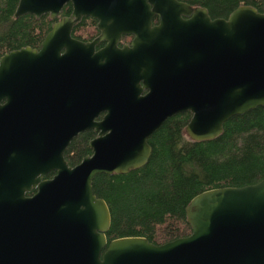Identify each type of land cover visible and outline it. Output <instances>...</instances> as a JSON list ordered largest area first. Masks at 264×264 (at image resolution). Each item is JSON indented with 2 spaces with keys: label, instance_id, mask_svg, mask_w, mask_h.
Segmentation results:
<instances>
[{
  "label": "water",
  "instance_id": "obj_1",
  "mask_svg": "<svg viewBox=\"0 0 264 264\" xmlns=\"http://www.w3.org/2000/svg\"><path fill=\"white\" fill-rule=\"evenodd\" d=\"M68 2L72 17L40 51L0 58V264H264V180L199 194L186 208L191 235L161 246L108 244L111 212L93 189L98 175L144 167L149 138L175 115L190 113L186 134L203 142L264 107V13L241 6L213 20L179 0H20L14 17H56ZM82 17L100 22L101 38L63 42ZM115 33L132 46L119 49ZM88 130L100 132L92 154L71 167L65 152Z\"/></svg>",
  "mask_w": 264,
  "mask_h": 264
},
{
  "label": "trees",
  "instance_id": "obj_2",
  "mask_svg": "<svg viewBox=\"0 0 264 264\" xmlns=\"http://www.w3.org/2000/svg\"><path fill=\"white\" fill-rule=\"evenodd\" d=\"M20 0H0V58L37 47L49 21L34 15L14 17ZM228 19L241 6L264 13V0H179ZM191 114L169 118L150 138L148 163L127 174L98 175L94 193L109 206L112 224L108 244L129 237L161 246L189 237L186 208L199 194L220 188H242L264 180V107L231 118L223 134L211 141H192L186 134ZM92 132L75 139L65 153L69 166L92 154Z\"/></svg>",
  "mask_w": 264,
  "mask_h": 264
},
{
  "label": "flooded vegetation",
  "instance_id": "obj_3",
  "mask_svg": "<svg viewBox=\"0 0 264 264\" xmlns=\"http://www.w3.org/2000/svg\"><path fill=\"white\" fill-rule=\"evenodd\" d=\"M73 12H74L73 3L72 2H68V3H66L63 6L62 10L59 12V14L56 17H52L51 14H45L42 17H40L39 19L44 18V19H47L50 22L49 23V27H48L47 31L45 32V34L43 36V39L41 40L39 45L37 47H35V48H33V47H31V48H33V49H35L37 51H40L43 41L52 32V30L55 27V25L59 24L64 19H70L72 17V15H73ZM99 25H100V22L98 20H96V19H93L91 17H82L81 21H79L75 25H73L72 29L70 30V33H69L68 37L64 36V38H62V41L65 42V41L68 40V38H70L74 42L83 43V44H93L94 42L98 41L101 38V36L103 35L102 31L99 29ZM115 25L116 26L114 27V29H119V26H118L119 24L116 23ZM117 35H118V33H115L114 37L117 36ZM133 39H134L133 36H127V34L118 35V41H117L118 48L122 50V49H124L127 46L131 47L132 43H133ZM109 43L110 42L107 41V40H103V39L100 40L97 44H95V52L97 53V52H100V51L104 50L109 45ZM27 47H30V46H27ZM24 48H26V47H24ZM68 50H67V48H64L62 50V55L67 54ZM70 52H71V56L76 57V59L78 60V57L76 55H74V49H71ZM148 93H149V91L146 90L144 92V95H146ZM2 105H5V103L3 102ZM104 116H105V114L100 115V117L96 118L95 121L96 122H101L104 119ZM90 131L93 134L92 138L90 140V143H91L92 141H94L97 138H99L100 132H96L95 130H88L86 132H90ZM83 133H85V132L79 133L74 138V140L77 139ZM76 166H73V167H76ZM55 175H56V172H52L44 180L52 179ZM35 192L36 191H34V193ZM34 193H32L30 195H33Z\"/></svg>",
  "mask_w": 264,
  "mask_h": 264
}]
</instances>
